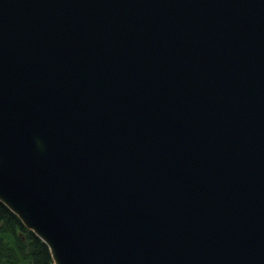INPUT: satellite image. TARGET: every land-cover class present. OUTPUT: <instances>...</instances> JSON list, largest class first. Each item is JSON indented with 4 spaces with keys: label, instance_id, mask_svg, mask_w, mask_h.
Listing matches in <instances>:
<instances>
[{
    "label": "water",
    "instance_id": "95a60500",
    "mask_svg": "<svg viewBox=\"0 0 264 264\" xmlns=\"http://www.w3.org/2000/svg\"><path fill=\"white\" fill-rule=\"evenodd\" d=\"M0 202L53 264H264V0H0Z\"/></svg>",
    "mask_w": 264,
    "mask_h": 264
},
{
    "label": "trees",
    "instance_id": "16d2710c",
    "mask_svg": "<svg viewBox=\"0 0 264 264\" xmlns=\"http://www.w3.org/2000/svg\"><path fill=\"white\" fill-rule=\"evenodd\" d=\"M0 264H53L46 244L1 202Z\"/></svg>",
    "mask_w": 264,
    "mask_h": 264
},
{
    "label": "clouds",
    "instance_id": "9594fccd",
    "mask_svg": "<svg viewBox=\"0 0 264 264\" xmlns=\"http://www.w3.org/2000/svg\"><path fill=\"white\" fill-rule=\"evenodd\" d=\"M36 144H37V146H40V141L37 140L36 141Z\"/></svg>",
    "mask_w": 264,
    "mask_h": 264
}]
</instances>
